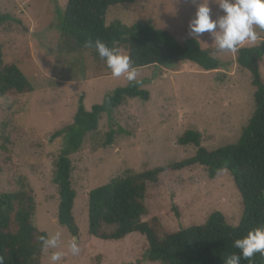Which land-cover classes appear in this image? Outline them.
Returning <instances> with one entry per match:
<instances>
[{
  "label": "rangeland",
  "instance_id": "rangeland-1",
  "mask_svg": "<svg viewBox=\"0 0 264 264\" xmlns=\"http://www.w3.org/2000/svg\"><path fill=\"white\" fill-rule=\"evenodd\" d=\"M67 1L0 0V15L19 21L0 24V58L16 65L33 88L22 96L11 92L0 98V193L31 191L34 227L47 237L62 233L59 248L42 250L41 264H51L54 251L65 253L58 264H159L144 258L147 243L139 234L120 241L91 237L88 193L126 172L142 173L191 158L197 149L177 144L186 131L198 132L200 146L209 151L236 143L254 111L250 74L237 65L236 53L218 52L209 33L198 38L189 35V21L196 11L191 0H133L111 6L106 25L147 23L179 43L195 39L221 67L206 72L187 62L170 69H137V79L131 82L142 83L148 100L127 99L110 117L102 115L97 131L70 157L76 193L73 217L79 230L77 237H71L57 223L58 192L53 184L63 138L50 141V137L72 124L80 96L88 111L130 81L113 77L92 50H79L60 34L59 16ZM209 7L213 20L223 15L216 0H209ZM255 31L257 40L242 47L264 40V32L259 27ZM119 49L127 54L126 46ZM258 67L264 84V56ZM110 131L115 134L111 145L105 146ZM144 205L142 220L159 238L200 226L216 211L232 227L242 216L241 198L229 173L209 180L199 166L165 172L156 184L147 186ZM103 231L110 233L112 228L103 227ZM72 238L80 247L76 256L68 251Z\"/></svg>",
  "mask_w": 264,
  "mask_h": 264
},
{
  "label": "trees",
  "instance_id": "trees-1",
  "mask_svg": "<svg viewBox=\"0 0 264 264\" xmlns=\"http://www.w3.org/2000/svg\"><path fill=\"white\" fill-rule=\"evenodd\" d=\"M133 0H68L60 14L59 32L82 50L86 43L100 40L109 48L126 46L133 67H162L170 69L179 63H191L203 71L221 67L219 60L202 49L195 39L177 42L168 32L151 24L123 25L119 21L105 24V16L113 5L132 3ZM19 23L9 14L0 15V24ZM264 32V30H262ZM98 56L95 48H88ZM264 56V40L252 47H240L236 52L237 65L250 74L254 90V111L241 136L234 144L216 150L200 146L201 135L186 131L177 141L179 146H194L191 158L142 173L126 172L107 184L88 193V234L102 241H120L132 233L139 234L147 243L144 258L159 264H224L226 258L239 250L233 246L249 231L264 227V84L258 62ZM100 58V57H99ZM101 59V58H100ZM104 60V59H102ZM105 61V60H104ZM141 82H130L115 89L102 102L86 110L83 97L73 116V122L56 132L50 141L62 137L53 184L57 187V223L71 237L79 230L73 217L76 197L72 189L70 157L78 153L90 134L97 131L102 115L110 117L127 99L147 101L149 93ZM33 88L14 64H5L0 58V98L8 93L25 95ZM114 132L107 134L105 146L112 143ZM199 166L205 169L209 180L228 172L242 202V216L235 227L225 223L220 212L211 213L200 226H192L159 238L142 218L146 215L144 199L147 186L156 184L167 171H181ZM31 191L0 193V264H41L43 247L40 237H47L33 225L36 211ZM103 227L112 228L110 233ZM240 264H264V255L256 253L251 260Z\"/></svg>",
  "mask_w": 264,
  "mask_h": 264
},
{
  "label": "clouds",
  "instance_id": "clouds-1",
  "mask_svg": "<svg viewBox=\"0 0 264 264\" xmlns=\"http://www.w3.org/2000/svg\"><path fill=\"white\" fill-rule=\"evenodd\" d=\"M196 7L194 17L189 21V35L194 38L209 33L218 52L235 54L246 42L257 40L255 27L264 30V0H216L223 15L213 20L209 0H191ZM86 47H94L101 59H104L113 77L124 76L128 81H136L137 69L133 67L129 55L121 49L109 48L100 40L86 43ZM44 250L60 247L62 233L60 231L40 237ZM233 246L239 254L228 256L224 264H240L241 259L251 260L256 253L264 255V227H258L248 232L240 239H236ZM68 251L76 256L80 247L75 238L68 243ZM65 253L54 251L50 255L51 264H58Z\"/></svg>",
  "mask_w": 264,
  "mask_h": 264
}]
</instances>
